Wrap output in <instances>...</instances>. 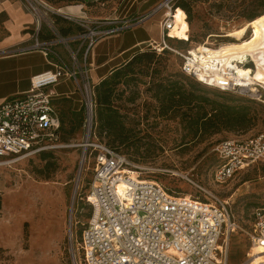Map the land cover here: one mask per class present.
<instances>
[{"label": "rangeland", "instance_id": "obj_1", "mask_svg": "<svg viewBox=\"0 0 264 264\" xmlns=\"http://www.w3.org/2000/svg\"><path fill=\"white\" fill-rule=\"evenodd\" d=\"M183 5L186 9L177 7ZM174 6L187 11L190 25L185 21L178 23L175 37L187 40L189 31L190 42L168 41V44L185 54L207 42L212 49L231 43L227 34L264 17V0H175ZM50 18L59 25V16L50 13ZM139 28L141 26L121 33L127 34L124 47L134 41L133 32ZM255 31L254 26L249 27L244 39H249ZM96 49L93 53H110L107 44ZM148 50L144 46V52ZM252 61L246 58L243 67L254 72ZM81 63L84 64L82 58ZM181 63L179 56L168 53L160 57L156 67L122 85L115 103L123 124L122 137L116 139L109 131L101 134L97 130L96 138L124 154L134 165L130 170L141 173V180L156 181L176 195L205 201L206 195L189 184L188 177L228 201L238 225L231 237L230 264H240L253 256L254 212L264 207V163L251 165L226 184L219 185L214 178L220 163L215 149L224 141H243L264 134V84L258 83L261 87L254 93L250 90L221 93L198 85L206 91V96L219 103L234 99L232 105L246 107L249 123L243 131L193 140L187 127L190 111L179 105L181 97L190 89L188 84L199 81L184 75ZM82 80L79 77L80 85ZM79 84L70 80L56 88L59 94L72 93V99L63 96L56 101L63 125L59 131V147L0 168V264H73L70 233L73 230L79 241L84 225L91 218V209L83 201L92 172L87 170L89 166L82 165L85 112L81 107ZM174 84H177L178 108L167 111L165 96L171 94ZM159 86L161 93H158ZM197 94L205 93L198 91ZM74 249L78 256L75 243Z\"/></svg>", "mask_w": 264, "mask_h": 264}, {"label": "built area", "instance_id": "obj_2", "mask_svg": "<svg viewBox=\"0 0 264 264\" xmlns=\"http://www.w3.org/2000/svg\"><path fill=\"white\" fill-rule=\"evenodd\" d=\"M22 1L25 9L36 17L35 42L31 49L47 58L52 54L57 61L50 62L53 71L32 78L29 92L0 105V168L59 147L61 119L53 103L58 97L55 88L63 81L74 80L79 84L78 79L82 77L78 87L85 112L82 165L89 166L87 170L92 172L83 201L91 209V218L84 225L79 241L73 230L70 233L73 264H230L231 237L238 225L228 201L188 177L187 182L206 195L205 201L171 195L156 181L133 179L125 170L134 165L126 156L97 140L94 129L92 72L95 68L89 60L100 42L124 30L161 16L160 40L149 41L147 48L158 54L167 51L179 56L182 73L199 79L191 50L185 54L168 44V41L189 42L172 35L179 10L174 6L175 0H165L150 14L135 21L66 16L80 31L70 36H63L49 19V14L56 12L45 1ZM44 27L49 30V38L42 40ZM70 44L76 47L70 49ZM60 45L69 48L70 63L54 50ZM199 83L232 93L247 90L254 93L261 87L260 84L254 89L243 86L238 79L221 80L214 85ZM215 152L220 163L214 178L217 184L223 185L251 165L264 163V134L243 141H224ZM136 174L142 179L141 173L136 171ZM251 240L253 247L264 250V207L254 212ZM240 264L264 263H256V259L249 257Z\"/></svg>", "mask_w": 264, "mask_h": 264}, {"label": "crops", "instance_id": "obj_3", "mask_svg": "<svg viewBox=\"0 0 264 264\" xmlns=\"http://www.w3.org/2000/svg\"><path fill=\"white\" fill-rule=\"evenodd\" d=\"M43 1L61 19L58 26L55 21L50 20L55 22L57 28L60 27L59 30L63 36H70L77 35L80 31L74 22L66 19V16L88 17L92 20L135 21L150 14L165 0H125L124 7L121 8L116 7L115 0H69L81 5H67L66 2L54 5L50 3L51 0ZM85 6H87V9H85ZM159 17L157 20L154 18L145 22L140 25L141 28L134 30V41L127 47H124L127 34L113 36L100 42L96 50L107 44L110 53L106 55L94 53L91 61L95 68L92 72L93 80L97 83L101 82L111 75L115 69L126 64L136 51L144 50V46L147 47L149 41H159L161 37L159 26L161 16ZM184 21H176L173 36H177L175 31L178 23ZM148 23L151 24L148 26ZM35 28L36 17L25 9L22 0H0V105L9 98L18 97L29 92L33 77L54 70L50 62L57 61L55 56L51 54L47 58L41 52L31 49L35 42L33 38ZM137 31H140V34L137 35ZM41 38L42 40L49 38V30L46 27L42 31ZM75 46V44H70L69 48L73 49ZM69 48L60 45L54 47V50L70 63ZM100 71L103 72L102 75L98 74ZM65 82L67 81H63L61 84ZM56 88L55 92L58 95L56 99L63 96L71 98L72 93L59 94Z\"/></svg>", "mask_w": 264, "mask_h": 264}, {"label": "trees", "instance_id": "obj_4", "mask_svg": "<svg viewBox=\"0 0 264 264\" xmlns=\"http://www.w3.org/2000/svg\"><path fill=\"white\" fill-rule=\"evenodd\" d=\"M115 1H116V7L120 8V6L123 5L125 0H115ZM63 2H66L67 5H81L79 3L71 2L69 0L50 1V3L54 5H58ZM117 4L119 5L117 6ZM177 7H183V8L185 7L186 9V6L184 5ZM85 9H87V6H85ZM186 17H188L187 11L179 8L176 15V21L181 22L185 20V22H187V24L189 25V22L186 20ZM189 33L190 32L188 31L187 40L190 42ZM174 38L176 37L174 36ZM187 40H183V41H187ZM168 53L171 54L170 52L167 51L162 54H158L152 51L151 49H149L148 52H144V50L142 51L138 50L134 53V55L130 58V60L126 64H123L119 68L115 69L111 75L107 76L98 85H95L94 88V101H95L94 119H95V127H96L95 133L97 132V130H99L101 134L103 132L109 131L116 136V139L122 137L121 131L123 130V126H122L123 124L121 122V115L119 112V108L115 104L117 97L119 96L120 87L128 83L130 79L131 81H135L136 78L144 74L146 70H151L154 67H156L159 63L160 57L165 56ZM198 85H202V84L201 83L188 84V87H190V89L185 93V95L181 97V99L183 100L179 105V107L185 106L190 111L189 114L187 113V115L189 116V120L187 121V127L191 135H193V140L198 139L202 141L205 140L207 137H211L220 134L222 132H239L245 130L247 124L249 123L248 112L246 107L232 105L233 102H235L234 99H229L225 103H219L216 100H213L210 97L206 96V91L200 88ZM176 87L177 84H174L172 86L171 94L165 96L167 101V108H166L167 111L170 110V108H176V107L178 108V102L176 100L178 94L176 93L177 92ZM160 89L161 86H159L158 93L162 92ZM198 91L203 92L205 94L204 95L197 94ZM215 96L219 97L220 95H215ZM58 100L59 99H55L53 103L61 119L60 112L56 107V101ZM194 110H196L195 113ZM62 127L63 125L61 124L60 128ZM59 142H60V135H59ZM106 145L113 151L122 154L121 152H119L117 148L112 147L108 144ZM44 159H47L46 155H44ZM46 178L47 179L50 178V174H48ZM165 189L171 195L179 196L176 195L173 191L167 189L166 187Z\"/></svg>", "mask_w": 264, "mask_h": 264}, {"label": "bare ground", "instance_id": "obj_5", "mask_svg": "<svg viewBox=\"0 0 264 264\" xmlns=\"http://www.w3.org/2000/svg\"><path fill=\"white\" fill-rule=\"evenodd\" d=\"M176 23L175 19V28ZM251 26H254L256 31L249 39H244L248 28ZM215 37L212 36V38ZM226 38L231 39L233 42L223 44L216 49L210 48L211 43L207 42L191 50L195 58V66L199 76L198 81L214 85V83L217 84L221 80L232 81L238 79L243 86L264 84V17L250 23L246 28L227 34ZM248 57L253 60L254 72L243 67V61ZM125 174L141 181L137 174L130 169H126ZM252 253L253 256L251 257L256 259V263H264L263 249L254 246Z\"/></svg>", "mask_w": 264, "mask_h": 264}]
</instances>
